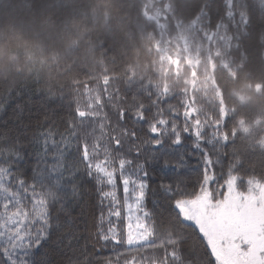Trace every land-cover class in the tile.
Here are the masks:
<instances>
[{"label":"trees","instance_id":"trees-1","mask_svg":"<svg viewBox=\"0 0 264 264\" xmlns=\"http://www.w3.org/2000/svg\"><path fill=\"white\" fill-rule=\"evenodd\" d=\"M189 37L196 40L193 51H187ZM95 91L102 96L101 113L97 122L86 117L82 130L90 146L95 141L109 146L108 137L124 128L142 138L133 117L143 111L151 122L162 110L181 131L187 125L202 134L213 159L219 158L218 179L231 166L241 188L264 182V0H0V118L8 122L0 131L16 136V105L26 118L47 113L63 127L62 120L75 119L80 96ZM191 144L186 138L183 147L170 149L163 158L167 167L148 156L149 209L162 182L191 193L202 180L203 161ZM26 147L22 142L20 148ZM12 166L15 173L0 168V205L11 201L0 210L5 246L9 235L18 238L13 229L26 231L15 223L25 219V210L33 219L32 204L17 183L23 166ZM89 189L77 235L81 247L95 245V255L85 260L80 247L68 249L61 232L37 261L65 264L63 251L77 264H210L195 229L163 209L154 221L149 218L150 240L128 245L122 213L119 219L109 216L106 201L101 221L95 189ZM122 190L118 178L120 210ZM16 211L20 214L12 215ZM110 220L119 243L104 247L96 241V225L107 230ZM171 251L177 260L165 259Z\"/></svg>","mask_w":264,"mask_h":264},{"label":"snow or ice","instance_id":"snow-or-ice-1","mask_svg":"<svg viewBox=\"0 0 264 264\" xmlns=\"http://www.w3.org/2000/svg\"><path fill=\"white\" fill-rule=\"evenodd\" d=\"M16 108V136L0 131V168L15 173L17 167L13 164L23 166V175L19 176L17 183L32 204L33 219H27L28 210H25V219L15 223L25 227L26 231L13 229L19 232L18 238L9 235L7 246L4 231L0 229V264H46V261H37L35 257L41 256L42 249L48 247L53 237L61 232L60 239L68 249L74 245L80 247L86 253L85 260L95 255V245L92 249L87 245L81 247L77 235L84 216L85 198L92 195L90 189H86L88 186L95 189L101 221L106 201L109 216L119 219L118 178L129 213L126 232L133 227V221L140 226L143 220L147 227L149 218L154 221V214L163 209L195 229L204 242L210 264H225V260L232 257L240 260L241 264H247L254 253L264 256V248L260 247L264 243V186L249 183L248 187L241 188L231 166L218 179L215 165L219 164V158L213 159L199 131L192 132L187 125L181 131L173 120L163 115L162 110L155 119L146 122L141 111L133 119L143 128L142 138L136 130L129 133L124 128L119 136L113 131L108 137L111 141L109 146L100 141L92 142L90 146V141L82 134L89 113L77 108L75 119L70 116L62 120L63 127H60L47 113H29L26 118L24 109L19 105ZM33 118L37 120L35 125L31 123ZM6 123L0 118V127ZM29 132L31 134L27 135ZM186 138L192 139V151L198 152L203 161L202 180L191 193L181 190L179 184L162 182L153 192L158 198L151 202L149 209V173L145 167L148 156L152 154L154 160L161 159L162 167H167L168 161L163 158L170 155V149L174 152L183 147ZM22 142L27 144L24 149L20 148ZM142 159L144 163H141ZM184 159V155L179 156L181 164ZM8 179L11 180L12 176ZM46 192L49 195H45ZM130 198L132 203L128 202ZM10 204L11 201L6 200L0 205V210L8 209ZM77 209L80 211L77 212ZM133 212L136 214L133 215ZM14 214L20 213L16 211ZM96 227L98 243L102 241L104 247L119 243L118 237L112 235L114 231H119L111 220L107 230L102 223ZM60 255L64 257L65 264H77L70 253L62 251ZM168 258L177 260L176 251L167 254L165 259ZM180 258H183L182 249Z\"/></svg>","mask_w":264,"mask_h":264},{"label":"rangeland","instance_id":"rangeland-1","mask_svg":"<svg viewBox=\"0 0 264 264\" xmlns=\"http://www.w3.org/2000/svg\"><path fill=\"white\" fill-rule=\"evenodd\" d=\"M181 38V37H180ZM196 41L193 38H188L187 41V51H190V48L192 47L193 51V42ZM80 100V109L85 110L86 112H88L94 119L95 122L98 121L99 119V115L101 113V111L99 110L98 105L100 104V102L102 101V96L101 94L97 93V91L95 92H89L86 94H82L79 98ZM100 126V125H99ZM102 128H100L101 130ZM251 184L253 185H260V186H264V182L262 181H254ZM214 192V190H213ZM122 199H123V204L121 207V213L122 216L124 218V240L125 243H127L128 245H140L143 243H146L150 240L151 234H152V229L150 226V222L148 220L147 222V227L144 226V222L143 220L141 221L140 226H136L135 225V221H133V227L131 229H129L126 232V217L129 215L127 207L124 205V194H123V190H122ZM129 203H132V199L130 198ZM136 213L133 212V215H135ZM12 215H16V214H12ZM10 219L7 218L8 221ZM11 224V223H10ZM8 224L4 229L5 230H10L11 229V225ZM261 248H264V243H262L260 245ZM215 248V245H214ZM217 254L219 255V250L217 249ZM225 264H241V261L236 259L235 257H232L230 260H225ZM247 264H264V256H259L256 255L255 253L249 257Z\"/></svg>","mask_w":264,"mask_h":264}]
</instances>
